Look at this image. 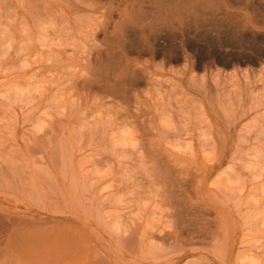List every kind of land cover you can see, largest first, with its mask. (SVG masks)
I'll return each mask as SVG.
<instances>
[{"label": "rangeland", "instance_id": "374dc122", "mask_svg": "<svg viewBox=\"0 0 264 264\" xmlns=\"http://www.w3.org/2000/svg\"><path fill=\"white\" fill-rule=\"evenodd\" d=\"M57 1L0 0V264H264V0H142L98 43Z\"/></svg>", "mask_w": 264, "mask_h": 264}, {"label": "bare ground", "instance_id": "6f19581e", "mask_svg": "<svg viewBox=\"0 0 264 264\" xmlns=\"http://www.w3.org/2000/svg\"><path fill=\"white\" fill-rule=\"evenodd\" d=\"M57 2H59L60 8L67 14L68 12H71L73 10L87 9L90 12L97 15L95 19H92L94 23L92 24V29H91V38L96 43H98L96 41L97 40L96 38L99 36H103L106 39L110 38L113 40H118L123 36L140 37L144 33L145 29L148 27V22L145 21L144 12L141 11L143 8L141 4L142 0H58ZM249 27L252 28L254 26L250 25ZM180 212L179 214L181 216H183L182 214L186 213V212L183 213ZM178 221H181V223H185V220L184 219L182 220V218L178 219ZM176 224H178L177 220H176ZM191 224L192 223L190 222V226ZM188 226L189 225L187 224V227ZM214 228H215L214 230L207 232L206 234H203L198 238H201L199 244H201L205 248L210 249L211 252L215 253L222 249V243L225 240L227 230L222 227L221 219L220 218L218 219V217L217 220L214 222ZM183 229L184 227L181 230L183 231ZM191 230L192 229H188L187 231L190 232ZM175 243L182 244L185 246L186 240H180V238H177L175 240ZM193 245L195 244L193 243ZM85 248H86L85 250L90 251V255H91L93 249L90 247H85ZM75 249L77 250V246L66 247L65 249L61 250L60 256L61 257L63 256L62 258H59L58 256L51 260H47V259L31 260L27 264H130L131 263L128 258L118 259L114 255L110 256L104 252H102L103 258L101 257V259H93V257L83 260H71L70 258L67 259V256L69 257L72 253H75Z\"/></svg>", "mask_w": 264, "mask_h": 264}]
</instances>
